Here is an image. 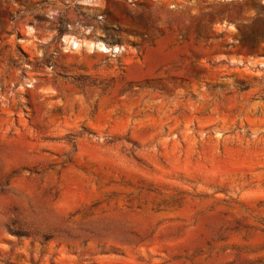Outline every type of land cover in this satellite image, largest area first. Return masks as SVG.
<instances>
[{
	"label": "rangeland",
	"instance_id": "374dc122",
	"mask_svg": "<svg viewBox=\"0 0 264 264\" xmlns=\"http://www.w3.org/2000/svg\"><path fill=\"white\" fill-rule=\"evenodd\" d=\"M0 264H264V0H0Z\"/></svg>",
	"mask_w": 264,
	"mask_h": 264
},
{
	"label": "trees",
	"instance_id": "16d2710c",
	"mask_svg": "<svg viewBox=\"0 0 264 264\" xmlns=\"http://www.w3.org/2000/svg\"><path fill=\"white\" fill-rule=\"evenodd\" d=\"M60 33H62V32H60Z\"/></svg>",
	"mask_w": 264,
	"mask_h": 264
}]
</instances>
